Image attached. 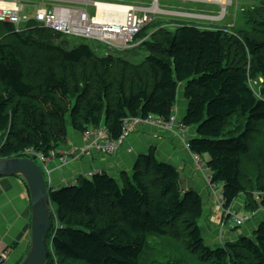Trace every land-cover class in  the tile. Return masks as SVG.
Listing matches in <instances>:
<instances>
[{
  "label": "trees",
  "instance_id": "obj_1",
  "mask_svg": "<svg viewBox=\"0 0 264 264\" xmlns=\"http://www.w3.org/2000/svg\"><path fill=\"white\" fill-rule=\"evenodd\" d=\"M263 3L243 12L239 34L194 24L173 31L163 27L151 35L145 29L142 44L148 45L140 50L147 54L127 85L119 86L109 76L119 68L111 52L100 56L85 43L65 51L44 44L48 33L47 39L55 35L60 42L64 35L33 24L17 33L0 22V42L9 37L19 46L0 44V137L9 132L0 159L23 158L27 149L47 156L67 141V116L74 131L102 125L113 140L122 135L126 118L168 120L182 85L187 107L181 124L195 133L188 140L190 153L207 157L212 183L222 185L225 209L243 195L247 213L259 215L264 186L247 191L244 182L257 186L258 180L242 173V159L249 155L257 126H264ZM46 50L57 53L58 69L66 77L52 66L23 63L22 57H38ZM233 50L245 66L231 65ZM257 77L263 79L258 96L249 86ZM234 118L244 124L232 134L226 128ZM262 138L264 144V131ZM260 160L264 166V152ZM49 195L62 225L51 244L57 264H172L173 257L152 246L158 239L183 244L192 258L187 264H264V221L236 242L207 247L198 226L200 195L182 189L178 171L152 151L140 156L130 173L118 178L97 173ZM45 264H53L50 251Z\"/></svg>",
  "mask_w": 264,
  "mask_h": 264
},
{
  "label": "crops",
  "instance_id": "obj_2",
  "mask_svg": "<svg viewBox=\"0 0 264 264\" xmlns=\"http://www.w3.org/2000/svg\"><path fill=\"white\" fill-rule=\"evenodd\" d=\"M4 1L11 4L8 7H12L15 3L24 14L30 17H32L36 9L40 7L45 9H50L53 6L78 8L90 15L95 14V12L98 14L93 3L111 4L124 2L125 5H132L144 11L154 7L162 12L160 17L168 21V23L160 21L158 23V29L163 27L169 29L172 27L176 28V25L194 23V21H197L196 17L205 16L199 12L196 13L193 9L199 4L189 0L187 2H185L186 0H180L181 3H178V5L171 9L166 8L165 5L160 7V0H141L138 4H134L136 0ZM190 4L194 8L187 9L189 11H186L185 8ZM194 25L205 28V26L201 24ZM179 89L176 105L172 114L175 117L176 123H173L171 131L160 129L152 124H141L124 140L116 153L111 156L96 153L92 149L86 151L78 158L67 156L66 161L62 162L60 160L62 157L61 154L67 153V151H76L79 153L86 147L81 137L82 133H80V135L77 133H70L67 141L63 143L65 146L61 147L60 145L56 149V158L51 159L45 164L46 170H44V172L47 177L46 184L48 188L50 190H55L72 184L77 185L79 179H89L92 175L102 172H106L113 178H118L123 172L130 173L139 157L152 151L160 162L168 163L178 171L181 181L185 183L188 189L196 192L201 198L205 197L206 193L204 186L199 178L201 173L196 169L193 155L190 153L189 149L185 147V142H188L185 134L190 130L180 129L177 125L178 122L181 123V119L187 107V101L184 97L182 87ZM202 160L206 162L207 157L203 156ZM196 173L199 175H195ZM216 206L217 205H213L212 202L211 204H205L207 218L204 219V223L207 224L208 229L210 228L209 224L217 225L225 218L222 209ZM229 209L231 211V207ZM257 217L258 215L255 218ZM251 223V221L248 223L249 227H251ZM207 232V234L210 235L209 230H207ZM233 236L235 237V235ZM233 236L230 238H233ZM215 237L216 234L213 232V239L216 240L215 243L218 247V239ZM30 242L31 200L29 194L26 192L24 183L18 176L0 178V256L2 255L0 264H19L27 255Z\"/></svg>",
  "mask_w": 264,
  "mask_h": 264
},
{
  "label": "rangeland",
  "instance_id": "obj_3",
  "mask_svg": "<svg viewBox=\"0 0 264 264\" xmlns=\"http://www.w3.org/2000/svg\"><path fill=\"white\" fill-rule=\"evenodd\" d=\"M140 1L141 0H136L134 4H138L140 3ZM187 1L188 0H186L185 2ZM189 1H194L195 3H198L199 5L195 6L194 8L190 4L185 8V10L189 11L187 9L194 8L193 10L196 13L199 12L202 15H205V18H206V19L200 20L198 16L196 17L197 21H194V23H190V24H201L202 26H205V28H216V29L220 28L225 31H228L229 33L239 34L240 31L244 30L245 20H244L243 12L256 5L260 6L261 2H263L264 0H227L229 3L225 5L224 7L220 3H216L215 1H204V0H189ZM118 3H122V4H118ZM118 3H111V4L125 5L124 2H118ZM159 3H160V7H163L165 5L166 8L171 9V8H174L176 5H178V3H181V1L180 0H160ZM125 6H132V5H125ZM160 21L168 23V21L165 18L158 16V22L157 23L153 22L151 25H149L146 28V32L148 33V35H151L155 31H157L158 29L157 27L159 26L158 23ZM178 26L180 25H176V27ZM174 29L175 27L170 28V30L172 31ZM49 34L50 33L45 35L46 39L43 38L46 40L44 44L57 47V48L59 47L65 51L72 50L73 48L77 46L78 43H85L89 47H91V49L94 50L100 56H107L108 55L107 53L111 52L110 55H112L114 59L118 62L119 68L112 71L109 74V76L111 77L112 80H116L115 84L117 86H119L120 83L127 85L131 77V73L133 74L135 70L140 68V62L142 61L143 56L147 54V52H144L145 50H140L142 47L147 46L148 45L147 43L139 44L138 46L131 48V49H122V50L117 49L115 51H111V50H107L106 47L103 46L102 44H99L93 41L88 42L87 40L63 37L62 42H60L58 40L59 37L52 35V34H51L52 38L47 39ZM144 34L145 33H141L136 38V40L141 41ZM36 38L38 41L41 42L40 37H36ZM12 39L8 37V39L1 40V42L3 45H6V44L11 45L9 46L10 48L19 47L18 45L15 44V42ZM22 59H23L22 60L23 63L25 65H29L30 67L36 68V67H42V66H46V67L52 66V68L57 70L59 76H62V77L67 76L66 72H60L58 69V56L56 52L46 50V52H44L41 56H38V57L25 56V57H22ZM229 60H230L231 65H242V66L246 65V63H244V58H242L241 55L238 54L234 50L232 51V54ZM76 73L83 74V71L82 69L77 68ZM79 77H84V74ZM262 84H263V79L261 77H257L255 81H252L249 83V86H250V89H252V91L254 92V94L258 96L259 91L262 87ZM180 87H182V85ZM65 121H66V128H67V138L70 136V133H77L80 135L79 132H76L71 128V124H70V120L68 116L65 118ZM243 124L244 122L240 119H237V118L231 119L230 122L227 123L226 131L233 132L232 134L238 133L243 129ZM167 131H171V130H167ZM190 131H187L185 134L187 141L195 137V133H193V130H190ZM263 131H264V126L258 125L257 131L255 132L251 140V144H250L251 150L249 152V155H247L246 157L242 159V173L250 175V176L254 174L255 176L254 178L258 180L257 186L253 184L252 185L246 184L244 182V186H246L247 191L251 193L257 192L259 187L264 186V166L262 165V162L260 160V157L263 155V152H264V144H263V138H262ZM1 138L3 139V136L0 137V140H2ZM64 146H65L64 144L61 145V147H64ZM82 155L83 154H77L76 156H72V158L74 157L78 158L77 156H82ZM51 159L53 158H48L47 160L50 161ZM0 160H3V159H0ZM36 164L40 166V162L38 160H36ZM44 175H45V172H44ZM195 175L198 176L199 174L196 173ZM199 178H200V181L203 183L206 196L201 198L202 203H203V215L198 220V226L202 233L204 244L207 247H210V248L217 247L215 243L216 240L213 239V232L216 234L215 238L218 239L217 240L218 247L220 246L222 247L224 246V244L228 242H231V243L236 242V240L239 239L241 236H249L250 234H252L251 232H253V230L256 229L257 225L260 222L264 221V213L260 212L259 215L257 214L258 215L257 218L251 219V222H252L251 227H249L247 222L243 223L241 226H237L233 224L232 217H227V218H223L222 222H219L217 225L209 224L210 228L208 229L207 224L204 223L205 221L204 219L207 218V214L205 211V204H211L212 202L213 205H216L217 203H216L214 196L211 195L210 190L208 186L206 185V183L204 182V180L202 179L201 175L199 176ZM21 179L24 183L26 192L28 193L25 181L23 180V178ZM45 179H46L45 181H47L46 175H45ZM180 186L182 189L191 190L186 187L185 183L182 182L181 179H180ZM243 203H244V196L239 195L232 203L231 211L235 213V215L237 216L250 215L249 213H247L246 209L242 207ZM207 230H209L210 235L207 234L208 233ZM233 235H235V237ZM231 236H233V238H230ZM152 246H156L157 251L161 253V255L164 254V255H168L169 257H173L172 264H187L189 261L192 260L189 253H187L184 250L183 244H180L179 242L175 240L158 239L157 245H152ZM48 251H50V253L51 251H53L51 250V245H48ZM158 261H161V260H158ZM21 262L19 264H21ZM155 264H161V262H156Z\"/></svg>",
  "mask_w": 264,
  "mask_h": 264
},
{
  "label": "built area",
  "instance_id": "obj_4",
  "mask_svg": "<svg viewBox=\"0 0 264 264\" xmlns=\"http://www.w3.org/2000/svg\"><path fill=\"white\" fill-rule=\"evenodd\" d=\"M97 4L98 3H93L95 9H97ZM10 5V3L0 0V22L12 25L17 33L25 31L27 25L33 24L38 28L50 30L51 32L61 35L64 34L72 39L97 42L105 46L107 50L111 51L117 49H131L142 44L144 41L143 39L141 41L136 40L140 35L141 30L146 29L151 25L156 16L162 15V12L154 7L150 10L144 11L135 6L104 3L101 16H98L96 12L95 14L90 15L78 8L53 6L50 9L40 8L35 11L32 17H30L24 14L15 3L12 7H8ZM105 6L110 7L106 8ZM112 7H114L115 10L111 9ZM199 18L200 20L206 19L205 16H199ZM173 123H176L173 115L168 120L156 116H148L145 119L136 117L126 118L122 123V135L117 140L111 139L108 131L102 125L96 129L90 128L82 133V138L86 147L79 153L76 151H67V153L61 154L62 157L60 160L65 162L67 156L84 154L86 151L92 149L96 153L111 156L116 153L124 140L141 124H152L160 129L172 130ZM177 125L180 129H184L181 123L178 122ZM185 147L189 149L188 142H185ZM27 154L40 162V167L44 168H42L44 172V170H46L45 164L48 162L47 159L56 158L57 151L52 150L47 156H44L42 153L28 149ZM193 159L196 169L201 173L210 193L216 200V205L222 209L225 218L232 217L233 224L241 226L257 214V212H254L249 213L250 215L237 216L235 213L231 212L230 209H225L223 207L224 200L222 185L212 183L206 163L200 157L193 155ZM50 209L53 215V221L49 232L52 233V235L50 234L49 245L52 244V239L56 232L62 229V225L56 219L51 205ZM259 211L263 212L264 207L260 208ZM51 257L53 264H57L53 251H51ZM1 261L2 255L0 256V262Z\"/></svg>",
  "mask_w": 264,
  "mask_h": 264
},
{
  "label": "water",
  "instance_id": "obj_5",
  "mask_svg": "<svg viewBox=\"0 0 264 264\" xmlns=\"http://www.w3.org/2000/svg\"><path fill=\"white\" fill-rule=\"evenodd\" d=\"M18 176L25 181L31 200V242L21 264H45L48 257L50 195L40 166L28 159L0 160V178Z\"/></svg>",
  "mask_w": 264,
  "mask_h": 264
},
{
  "label": "bare ground",
  "instance_id": "obj_6",
  "mask_svg": "<svg viewBox=\"0 0 264 264\" xmlns=\"http://www.w3.org/2000/svg\"><path fill=\"white\" fill-rule=\"evenodd\" d=\"M207 1H211V0H207ZM212 1H215V2H217V3H220L223 7L229 3L227 0H212ZM103 5H104V3H98V4H97V12H98V16H101V13H102V6H103ZM105 7L108 8V7H110V6H105ZM40 8H43V7H40ZM40 8H37L36 10H39ZM111 9L115 10L114 7H112ZM154 22H155V23L158 22V16L155 17ZM144 30H145V29L141 30L140 34H141L142 31H144ZM63 35H64V34H63ZM64 36H65V35H64ZM66 37H67V36H66ZM257 54H258V53H257ZM8 135H9V132H7V133L5 134V136H3V139H2V141H1V143H0V147L4 144V142L7 141ZM27 150H28V149H27ZM27 150H26L25 152L22 153V155H24V156H22L23 158H20V159H28V160H32L33 162L36 163V159H34L33 157L29 156V155L27 154ZM9 159H13V158H9ZM3 160H4V159H3ZM132 170H133V169H132ZM2 178H3V177H2ZM225 208H226V207H225ZM261 213H264V211L261 212Z\"/></svg>",
  "mask_w": 264,
  "mask_h": 264
}]
</instances>
